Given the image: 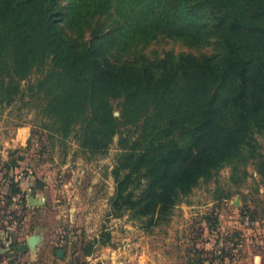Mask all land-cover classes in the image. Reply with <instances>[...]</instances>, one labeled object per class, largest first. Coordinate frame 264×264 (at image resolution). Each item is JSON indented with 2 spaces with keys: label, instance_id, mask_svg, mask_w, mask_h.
Wrapping results in <instances>:
<instances>
[{
  "label": "rangeland",
  "instance_id": "obj_1",
  "mask_svg": "<svg viewBox=\"0 0 264 264\" xmlns=\"http://www.w3.org/2000/svg\"><path fill=\"white\" fill-rule=\"evenodd\" d=\"M58 1L62 25L72 39L86 44L97 35L103 41L102 64H157L166 53L207 58L214 52L217 29L211 0H183L178 5L176 0ZM11 54L9 48L2 52L8 63L5 72L13 76L7 85L14 101L0 103V177L10 173L18 159L19 179L38 175L51 185L46 193L50 206L34 215L42 240L33 264H264V128L252 126L254 151L242 148L177 204L155 215L151 224L146 217L132 218L129 210L115 215L110 210L112 171L125 152L119 136L105 151L92 152L81 132L62 133L59 119L48 120L39 105L54 90L69 92L68 81L47 75L46 62L37 64L20 82L25 96L19 100V66L10 63ZM38 55L40 60L47 57L41 45ZM45 76L42 89L32 90L31 83ZM91 83L85 80L78 94L76 108L82 112L88 107ZM31 93L38 97L29 100ZM123 103L120 96L108 102L114 117L128 110V123L120 126L127 145L152 139L158 130L148 129L150 107ZM182 136L174 132L164 141L181 143ZM125 171L120 169V175ZM57 250L62 253L57 255Z\"/></svg>",
  "mask_w": 264,
  "mask_h": 264
},
{
  "label": "trees",
  "instance_id": "obj_2",
  "mask_svg": "<svg viewBox=\"0 0 264 264\" xmlns=\"http://www.w3.org/2000/svg\"><path fill=\"white\" fill-rule=\"evenodd\" d=\"M209 9L217 32L214 52L207 58L166 53L157 64H102L103 41L97 35L86 44L72 39L62 25L58 0H0V103L14 101L7 85L13 76L5 72L8 63L2 52L9 48L10 63L19 66V100L25 96L20 82L46 62L47 75L66 79L69 92L54 90L46 96L39 105L45 116L51 122L58 118L64 134L81 132L92 152L105 151L119 136L125 152L112 171L111 213L129 210L132 218L146 217L151 224L155 215L177 204L242 148L254 151L252 126L264 128V0H211ZM39 45L45 60L37 56ZM87 79L92 83L87 110L82 112L76 102ZM47 81L45 76L30 87L41 90ZM28 95L29 100L38 97ZM112 96L122 97L124 106L150 107L148 129L157 127L158 133L142 145L137 139L128 146L120 134V126L128 123V110L114 117L108 104ZM178 131L183 142L164 141ZM14 163L12 167L19 166L18 159ZM120 169L126 171L120 175ZM10 181L12 193L24 204L19 179ZM89 252L90 248L85 255Z\"/></svg>",
  "mask_w": 264,
  "mask_h": 264
},
{
  "label": "crops",
  "instance_id": "obj_3",
  "mask_svg": "<svg viewBox=\"0 0 264 264\" xmlns=\"http://www.w3.org/2000/svg\"><path fill=\"white\" fill-rule=\"evenodd\" d=\"M18 167H10V173L5 172V176L0 177V264H33L34 252L29 248L22 251L19 246L26 244L27 238L34 233L40 235L41 242V233L35 231L38 223L34 215L50 206L46 193L51 185L45 182L46 177L33 175L19 179ZM10 177L19 179L24 204L20 203L19 194L12 193ZM39 245L35 246L36 251Z\"/></svg>",
  "mask_w": 264,
  "mask_h": 264
},
{
  "label": "water",
  "instance_id": "obj_4",
  "mask_svg": "<svg viewBox=\"0 0 264 264\" xmlns=\"http://www.w3.org/2000/svg\"><path fill=\"white\" fill-rule=\"evenodd\" d=\"M40 243V235L38 233H34L29 236L26 240V244H21L19 249L24 251L26 248H29L31 252L35 251V246ZM62 253L61 250H57L56 254L60 255Z\"/></svg>",
  "mask_w": 264,
  "mask_h": 264
}]
</instances>
